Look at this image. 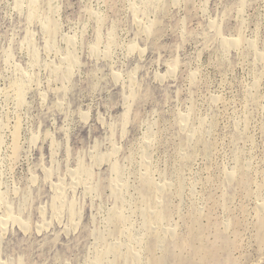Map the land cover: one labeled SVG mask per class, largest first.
Returning <instances> with one entry per match:
<instances>
[{
    "label": "rangeland",
    "instance_id": "obj_1",
    "mask_svg": "<svg viewBox=\"0 0 264 264\" xmlns=\"http://www.w3.org/2000/svg\"><path fill=\"white\" fill-rule=\"evenodd\" d=\"M0 264H264V0H0Z\"/></svg>",
    "mask_w": 264,
    "mask_h": 264
},
{
    "label": "bare ground",
    "instance_id": "obj_2",
    "mask_svg": "<svg viewBox=\"0 0 264 264\" xmlns=\"http://www.w3.org/2000/svg\"><path fill=\"white\" fill-rule=\"evenodd\" d=\"M31 6H32V8H35V5L32 3L31 4ZM235 42H237V41H235ZM234 42V43H235ZM239 42V41H238ZM232 49V48H231ZM240 49V48H239ZM27 81V80H26ZM11 87H12V85H11ZM23 87H19L18 88V99H19V101L20 102H22L23 101V99H24V95H23V89H22ZM18 130V129H17ZM16 152V151H15ZM185 159V158H184ZM9 214V213H8ZM10 215H12V214H9V216ZM139 255V254H138Z\"/></svg>",
    "mask_w": 264,
    "mask_h": 264
}]
</instances>
